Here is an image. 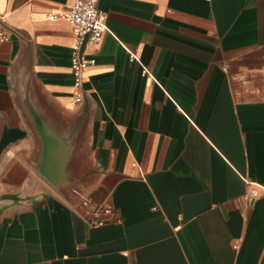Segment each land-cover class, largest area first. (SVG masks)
<instances>
[{
  "label": "crops",
  "instance_id": "0c3cea01",
  "mask_svg": "<svg viewBox=\"0 0 264 264\" xmlns=\"http://www.w3.org/2000/svg\"><path fill=\"white\" fill-rule=\"evenodd\" d=\"M71 4L0 0V264H264V0H98L79 102ZM25 73L78 127V194L34 168Z\"/></svg>",
  "mask_w": 264,
  "mask_h": 264
},
{
  "label": "water",
  "instance_id": "95a60500",
  "mask_svg": "<svg viewBox=\"0 0 264 264\" xmlns=\"http://www.w3.org/2000/svg\"><path fill=\"white\" fill-rule=\"evenodd\" d=\"M18 95L36 137L37 158L34 168L59 193L71 191L78 194V179L73 169L78 127L53 120L35 104L27 73L19 82Z\"/></svg>",
  "mask_w": 264,
  "mask_h": 264
},
{
  "label": "built area",
  "instance_id": "2783aa9c",
  "mask_svg": "<svg viewBox=\"0 0 264 264\" xmlns=\"http://www.w3.org/2000/svg\"><path fill=\"white\" fill-rule=\"evenodd\" d=\"M70 24L74 33V43L71 51V73L73 75V87L75 100L81 101V86L83 82L84 60L82 47L86 43H97L105 30V16L98 9V0H72L67 13L63 16ZM56 18V16H53ZM9 35L5 31L0 17V42L8 40ZM135 56L130 54V59ZM84 207V216L91 226H98L108 222L114 215V208L108 201L95 204L88 198L81 199Z\"/></svg>",
  "mask_w": 264,
  "mask_h": 264
}]
</instances>
